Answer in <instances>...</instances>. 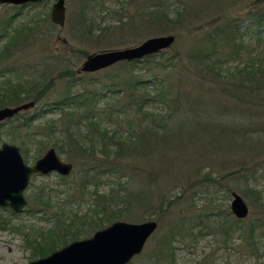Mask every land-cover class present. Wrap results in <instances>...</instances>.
I'll return each instance as SVG.
<instances>
[{
    "label": "trees",
    "instance_id": "16d2710c",
    "mask_svg": "<svg viewBox=\"0 0 264 264\" xmlns=\"http://www.w3.org/2000/svg\"><path fill=\"white\" fill-rule=\"evenodd\" d=\"M102 3L103 0H82L80 17L86 21L88 30L98 26L91 25L93 17L90 14L95 5L101 8ZM137 7L136 13L142 19L160 28H167L170 22L186 16L184 9L171 8L168 0L144 1ZM245 16L264 28V8L254 12L248 10ZM8 24L9 20L1 33L4 39L0 41V55L21 43L22 27L8 30ZM236 31L235 22L225 21L211 25L199 38L193 37L186 48L162 49L138 59L118 61L128 64L131 69L143 67L147 73L144 77L131 76L121 80L106 95L101 107L86 102L81 93L68 92L55 100L54 106L43 104L40 107L41 113L51 111L49 108L52 107L60 109V116L66 115L65 123H61L58 130H51L50 138L46 137L53 147L71 158L87 152L86 149L97 150L102 156L99 176H112L115 181L114 187L103 193L95 188L82 190L91 182L87 172L83 173L79 183V193L70 179L64 181L62 208L53 214L55 220L47 235L37 232L31 241H26L31 244L33 255H44L69 240L87 236L114 219L135 216L129 210L134 205L142 207L153 195L165 210L174 204L189 211L197 195H208L207 202L210 203L220 188L224 197L228 196L231 192L228 184L235 175L249 170L246 178L249 174L252 176L260 162L259 158L252 161L253 158L264 156V50L251 53L253 48H250L247 55L237 50L239 45L236 50H228L227 46L236 45ZM3 69L10 71L11 67L0 66V72ZM62 73L75 76L72 69H63ZM41 76L30 84H24L20 78L5 80L0 106L24 99L34 102L41 99L48 87ZM96 94L91 96L96 98ZM151 103L159 106L154 110L144 109ZM38 116L18 112L0 122V127L10 122L8 128L11 131L7 130L6 134L11 141L21 145L19 148L24 157L27 156L26 142L15 130H26ZM15 119L18 121L13 124ZM51 121L54 124L55 120ZM40 134L35 154L31 156L34 159L43 148L44 135ZM139 161H148L151 168L163 169L168 181L183 185L180 191L168 194L158 187L153 194L148 180L157 171L146 172L139 165L127 166L129 162ZM67 177L60 176L62 179ZM51 190L41 187L40 191L45 193L33 196V201L49 205ZM84 197L90 200L93 209L78 214L72 205L78 200L82 202ZM258 199L256 191V201L264 207V202ZM212 208H208L204 219L192 214L180 216L177 223L171 225L172 229L182 238L183 232H192L196 221L206 223L212 217L211 224L206 225L226 239L236 230L241 240H253L257 229L264 232L262 215L252 217L243 226L240 224L243 218L235 217L229 209L211 212ZM140 212L144 213V209ZM5 223L6 219L0 218V227ZM173 233L171 231L170 236ZM170 243L171 237H162L155 255L147 256L146 262L150 259H153L152 263L172 260L170 253L169 258L166 256ZM210 261L203 260L200 264H211Z\"/></svg>",
    "mask_w": 264,
    "mask_h": 264
},
{
    "label": "rangeland",
    "instance_id": "374dc122",
    "mask_svg": "<svg viewBox=\"0 0 264 264\" xmlns=\"http://www.w3.org/2000/svg\"><path fill=\"white\" fill-rule=\"evenodd\" d=\"M144 1L149 2L150 0H103L102 7L95 5L93 13L90 14L93 17L91 25L94 27L98 24L99 26L91 30H88L86 21L80 17L82 0H64L65 18L62 25H56L47 20L50 0L40 3H0V41L2 42L4 39L1 33L9 18H11V22L7 25L8 30L18 27H22L23 30L20 36L21 43L18 42L7 53L0 55V66L11 67L10 71L3 69V72H0V93L3 92L4 81L7 79L15 81L16 78H20L24 84H30L42 75L43 82L48 84L41 99L26 109L18 111L20 113L39 114L26 130L24 128L15 130V133L21 135L26 142L27 156L24 157L22 152L21 154L27 163L34 161L31 156L35 154V144L38 142L37 137L41 136L40 133L44 135L42 138L44 143L39 155L51 145L50 139H46V137L50 138L51 130H58L59 125L66 121V115L65 117L60 116L61 111L58 108L52 109L51 107L49 108L51 111L39 112L43 104L54 106V101L68 92L72 94L81 93L86 102L95 103L97 107H101L106 95L121 80L131 76L144 77L147 73L143 67L131 69L128 64L118 62L95 71L77 72L76 68L81 60L85 54L91 51L131 45L147 36L165 33H173L175 36L173 42L165 49L186 48L193 37L199 38L211 25L225 21L235 22L237 25L236 45L235 47L227 46L228 50H236L237 45H239L237 50H241L245 55L250 48H253L251 53L257 52L258 49L264 50L263 26L255 25L249 17L245 16L248 10L254 12L264 8V0H168L171 8L178 7L180 11L184 9L186 16L182 20L170 22L167 28H160L146 19H142L136 13L137 6ZM100 33L103 34L98 36ZM66 68L72 69L75 76L70 77L62 73V70ZM94 93H97L96 98L94 95L91 96ZM12 104L14 103L7 105ZM158 106V103H151L147 104L144 109L154 110ZM51 120H55V125L52 124L53 121ZM17 121L18 119H15L12 123ZM9 123H4L0 127V142L2 140L11 141L6 134L7 130L11 131L8 128L11 125ZM106 125L103 124L102 126ZM11 142L21 146L17 141ZM54 149L60 158L71 162V171L66 174L68 177L65 179L60 178L61 175L54 171L46 174H32L23 191L26 198L23 209L14 212L8 207L0 206V218L6 219L4 226L0 227V264H24L36 257L33 255L31 244L28 242L37 232L47 235L53 225L55 220L53 214L60 207L62 208V201L65 198L64 185L66 184H63L64 181L70 179V183L79 193V183L82 182L83 173L87 172L91 182L82 183L83 185L86 184L82 190H85V187L89 190L95 188L98 192L103 193L108 191L110 187H114V177L99 176L98 165L102 161V156L97 150L86 149L87 152L74 155L71 158L65 152H59L55 147ZM258 158L260 162L252 176L249 174L246 178L248 170L245 173L235 175L228 184L230 191H235L241 195L248 206V214L242 217L240 222L243 226L254 216H264V207H260L256 201L257 191L258 200L264 202V156L257 155L252 161L258 160ZM138 165L144 167L146 172L149 170L157 171L156 175L148 180L151 183L153 194L154 189L158 187L169 194L180 191V187L183 186L179 182L168 181L164 170L156 166V168H151L148 161L127 163L129 167ZM92 173H94V177ZM59 182L60 184H57ZM43 186L45 190L47 188L52 189L47 206L39 205L33 201V196L35 197L42 192L45 193V191H40ZM222 192V188L218 189L215 193V199H212L210 203L207 202V199H210L207 198L208 195H197L194 198V205L189 211H185L174 204L165 210L164 206L159 205V200L156 199L155 195L142 207H140L141 205L139 207L134 205L129 211L135 216L123 219L141 221L152 218L157 221V226L146 239L142 250L132 256L125 264H200L203 260H211V264H264V232H260V229L256 230L253 240L247 238L241 240L237 230L231 232L229 238L226 239L206 225L209 222L211 224L212 217L206 223L196 221L192 232H183L182 238H180L181 234L178 231L172 229L171 225H175L179 220L178 218L184 214H192L195 218L204 219L207 217L206 212L210 207H213L211 212L222 208L229 209L231 192L226 197ZM58 202L61 203L57 204ZM72 207L77 209L78 214L93 209L90 200L86 197L82 202L76 201ZM142 209H144V213L140 212ZM171 231L174 232L172 236H170ZM164 236L171 237V248L166 256L168 257L170 253L172 260L152 263L153 259H150L149 262H146L147 256L155 255L158 242ZM224 239L226 240L224 241ZM27 240L28 242H26Z\"/></svg>",
    "mask_w": 264,
    "mask_h": 264
},
{
    "label": "water",
    "instance_id": "95a60500",
    "mask_svg": "<svg viewBox=\"0 0 264 264\" xmlns=\"http://www.w3.org/2000/svg\"><path fill=\"white\" fill-rule=\"evenodd\" d=\"M35 0H0L23 3ZM50 19L58 24L64 20L63 0H54L49 12ZM173 33L147 36L141 41L122 47L104 48L85 54L76 71H95L121 60L138 59L144 55L167 48L174 40ZM34 103L25 100L12 105L0 106V121ZM70 161L60 158L53 146H48L32 163H27L14 142H0V206L14 212L23 209L30 175L56 172L66 175L71 171ZM231 213L238 218L248 214V206L241 195L231 191L228 204ZM157 221L147 218L141 221L115 219L94 229L89 235L69 240L48 253L26 261L24 264H125L138 254Z\"/></svg>",
    "mask_w": 264,
    "mask_h": 264
},
{
    "label": "flooded vegetation",
    "instance_id": "af4514ba",
    "mask_svg": "<svg viewBox=\"0 0 264 264\" xmlns=\"http://www.w3.org/2000/svg\"><path fill=\"white\" fill-rule=\"evenodd\" d=\"M44 1H47V0H35V1H26V2H31V3H40V2H44ZM49 1V0H48ZM51 1V3H50V7H49V11H48V18H47V20H49L51 23H53V24H56V25H62L63 24V22H64V20H63V22H62V24H58V23H56V22H54V21H52L51 19H50V16H49V12H50V9H51V6H52V3H53V1L54 0H50ZM1 3V2H0ZM7 3H11V2H7ZM23 3H25V2H23ZM12 4H22V3H12ZM63 4H64V0H63ZM64 18H65V6H64ZM11 18H9L8 20H9V23L11 22V20H10ZM7 20V21H8ZM21 152V151H20ZM37 158V157H36ZM33 174H35V173H33ZM32 175V174H31Z\"/></svg>",
    "mask_w": 264,
    "mask_h": 264
},
{
    "label": "bare ground",
    "instance_id": "6f19581e",
    "mask_svg": "<svg viewBox=\"0 0 264 264\" xmlns=\"http://www.w3.org/2000/svg\"><path fill=\"white\" fill-rule=\"evenodd\" d=\"M155 54V53H154ZM126 61V60H125ZM85 72V71H84Z\"/></svg>",
    "mask_w": 264,
    "mask_h": 264
}]
</instances>
